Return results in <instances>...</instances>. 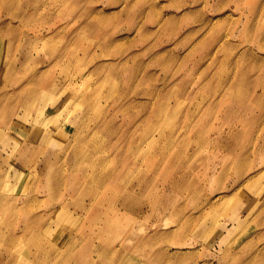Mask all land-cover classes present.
<instances>
[{
    "label": "rangeland",
    "instance_id": "1",
    "mask_svg": "<svg viewBox=\"0 0 264 264\" xmlns=\"http://www.w3.org/2000/svg\"><path fill=\"white\" fill-rule=\"evenodd\" d=\"M0 208V264H264V0H0Z\"/></svg>",
    "mask_w": 264,
    "mask_h": 264
},
{
    "label": "bare ground",
    "instance_id": "2",
    "mask_svg": "<svg viewBox=\"0 0 264 264\" xmlns=\"http://www.w3.org/2000/svg\"><path fill=\"white\" fill-rule=\"evenodd\" d=\"M30 80H31V78L27 79L25 82L28 83ZM63 81H64V79H63ZM38 83H39V80L38 79H33V80H31L29 82V84L26 87H24V84H23L20 87H18L17 89L15 88L11 92V94L16 95L17 97H23L24 96V98L22 100L30 101V100H32L35 97V94H34V92L36 91L35 87L38 85ZM64 83H65V81H64ZM39 92H41V91H39ZM19 106H20V108H23V109H26V110L23 112V115L21 117V120L18 121V125H20L23 121L25 122L24 117H28L29 113L31 112L29 110L30 106L26 105L25 102L20 103L17 107H19ZM55 120H56V116H53L52 117L53 127H54ZM50 136H53V135L48 134V137L45 139V141H51ZM33 147L34 146L30 147L29 143L25 141L24 144L22 143L18 147V150L16 151V154L18 156L21 154L20 161L21 160L24 161L23 162V166H25V167H26V165L29 162L27 160V158L25 157V152H29V151L35 152V149L36 148H33ZM35 147H37V146H35ZM33 166H35V165L32 164L31 167H30V169H33L32 171L36 172L35 171V168ZM20 174H21V172L19 173V175ZM23 176H24V173H22L19 176V180H22L23 179ZM3 184H5V183H3ZM0 210H3V208H0ZM62 214H63V212H59V213H57L54 216V218H59L60 216H62ZM18 224H19V221H14L11 224V226H12V229H11V232H10L11 237L4 238L2 235H0V240H1V243L2 244L9 243L10 245L16 246L17 241H18V237H19V230H20V227L18 226ZM25 230H26V227H23V229L21 230V235H23V233H24ZM72 240H73V242L70 245H71V248L72 249H75L76 248L77 238L75 237ZM85 246H87V245H85ZM85 246H80V249L81 250H86L87 247H85ZM99 250H100V247H98V246L93 247V252L96 253L97 255H98ZM94 260H95V258H92V260H91V258L90 259L87 258V261H85L84 264H92ZM2 264H8V259H7V262L6 263H2Z\"/></svg>",
    "mask_w": 264,
    "mask_h": 264
}]
</instances>
